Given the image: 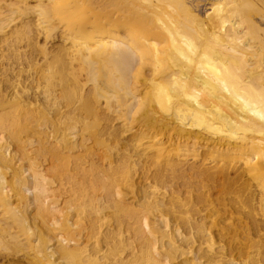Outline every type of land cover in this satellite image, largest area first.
Masks as SVG:
<instances>
[{
  "label": "bare ground",
  "instance_id": "bare-ground-1",
  "mask_svg": "<svg viewBox=\"0 0 264 264\" xmlns=\"http://www.w3.org/2000/svg\"><path fill=\"white\" fill-rule=\"evenodd\" d=\"M195 2L0 0L1 258L264 264V0Z\"/></svg>",
  "mask_w": 264,
  "mask_h": 264
},
{
  "label": "rangeland",
  "instance_id": "rangeland-1",
  "mask_svg": "<svg viewBox=\"0 0 264 264\" xmlns=\"http://www.w3.org/2000/svg\"><path fill=\"white\" fill-rule=\"evenodd\" d=\"M191 1H192V2H195V1H196L194 4H196V6H197L196 8H198L200 11L202 10L201 12H203L204 10H206L207 7H208V5H207V4H208V2H207L208 0H191ZM205 1H206V2H205ZM202 2H203V3H202ZM197 3H198L199 6L197 5ZM206 5H207V6H206ZM203 8H204V9H203ZM17 22H18V19L15 21V23H17ZM39 37H40V38H38L37 41L40 42L39 44H41V43H42V40H41L42 37H41V36H39ZM58 44H59V43H58L57 39H55L54 41H51V43L48 44V45H50V46H48V47H50V49H52V48H56V46H57ZM22 45H23V44H22ZM0 47H3V46L0 45ZM24 49H25V50H24ZM29 50H30L29 48H21L19 51L21 52V55H22L23 52H24L23 55H26L27 53H25V52H30ZM19 51H18V52H19ZM22 51H23V52H22ZM0 52H1V49H0ZM20 52H19V53H20ZM3 54H5V52H4ZM23 55H22V56H23ZM22 59H23V57H22ZM20 60H21V59H20ZM13 67H15V66H13ZM16 70H18V69H16ZM16 70H15V72H16ZM36 70H37V69L35 68L34 70H31V71L34 73V71L36 72ZM15 72H12V73H15ZM23 76H25V75H23ZM28 83H29V82H27L26 85H27ZM11 93H12V91H9V94H11ZM30 94H32V92H31ZM102 124H105V123L102 122ZM113 124H114V125H113ZM112 125L115 126V127H117L116 122H113ZM209 166H211V165H210V164H207V166H204V168H205V167L207 168V167H209ZM45 167H46V165L44 166V168H45ZM64 196H66V195H63V197H64ZM63 197H61V198H62V199L66 198V197H64V198H63ZM60 201H61V200H60ZM31 209H32V208H31ZM31 212H32V213H31ZM33 212H34L33 209H32V210H28V212H27V215H28V217H29V218H28V222H29V221L31 222V218H32V219L35 218L34 215H33V214H35V212H34V213H33ZM29 214H30V215H29ZM211 227H212V234L215 235V234L217 233V232H216V227H214L213 225H212ZM7 258H8V257H7ZM7 258H1V257H0V261H1L0 264H13V263H14V264H20L21 262H22V264L24 263L23 260H19L20 257L18 258V256L15 257V258H17V259L19 260V263H18V260L15 259V258H14V259H12V257H11V258L9 257L8 259H7ZM3 259H6V260L4 261ZM10 259H12V260H10ZM20 259H21V258H20ZM2 261H3V262H2ZM6 262H7V263H6ZM24 264H25V263H24Z\"/></svg>",
  "mask_w": 264,
  "mask_h": 264
}]
</instances>
